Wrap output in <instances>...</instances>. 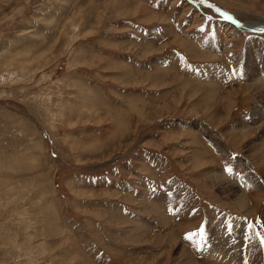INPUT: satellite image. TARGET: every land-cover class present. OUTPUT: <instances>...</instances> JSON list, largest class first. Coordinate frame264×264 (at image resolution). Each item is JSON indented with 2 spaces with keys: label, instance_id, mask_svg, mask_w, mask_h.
<instances>
[{
  "label": "rangeland",
  "instance_id": "1",
  "mask_svg": "<svg viewBox=\"0 0 264 264\" xmlns=\"http://www.w3.org/2000/svg\"><path fill=\"white\" fill-rule=\"evenodd\" d=\"M193 1L0 0V264H264V0Z\"/></svg>",
  "mask_w": 264,
  "mask_h": 264
},
{
  "label": "bare ground",
  "instance_id": "2",
  "mask_svg": "<svg viewBox=\"0 0 264 264\" xmlns=\"http://www.w3.org/2000/svg\"><path fill=\"white\" fill-rule=\"evenodd\" d=\"M186 1H188L189 3L191 2L190 4H192L193 6L197 7V3L195 1H193V0L192 1L191 0H186ZM194 4H196V5H194ZM239 28L243 29L245 32H251V30H253L254 28H257L259 31L264 32V25L263 24H257V27H251V26L250 27H247L246 25L245 26H242L241 25V26H239ZM236 31H239V30H236ZM231 32H233V31H231Z\"/></svg>",
  "mask_w": 264,
  "mask_h": 264
},
{
  "label": "snow or ice",
  "instance_id": "3",
  "mask_svg": "<svg viewBox=\"0 0 264 264\" xmlns=\"http://www.w3.org/2000/svg\"><path fill=\"white\" fill-rule=\"evenodd\" d=\"M225 171L231 173V172H232V169H231V168H226ZM248 227H249V228L252 227L251 223L249 224ZM257 237H258V239H259L260 246H261L262 248H264V235H261L260 233H257Z\"/></svg>",
  "mask_w": 264,
  "mask_h": 264
}]
</instances>
